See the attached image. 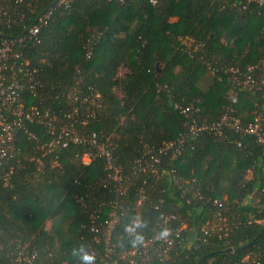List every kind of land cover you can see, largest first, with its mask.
I'll return each mask as SVG.
<instances>
[{
  "label": "trees",
  "instance_id": "1",
  "mask_svg": "<svg viewBox=\"0 0 264 264\" xmlns=\"http://www.w3.org/2000/svg\"><path fill=\"white\" fill-rule=\"evenodd\" d=\"M33 8L53 12L41 42L27 47L41 83L35 95L23 91L26 104L49 110L61 124L74 121L85 135L113 137L126 194L117 191L96 148L90 165L82 162L87 143L49 152L53 135L44 124L29 123L35 136L18 131L19 153L1 159L0 230L38 248L48 264H81L73 249L85 251L94 218L102 221L119 200L130 209L112 236L118 247L111 264H128L122 252L136 238L125 226L137 216L143 239H156L155 263L198 264L219 251L199 264H241L249 255L246 262L257 257L264 264V146L226 129L186 139L181 154L164 149L186 131L182 110L189 104L201 119H221L230 76L220 67L245 68L264 58V7L245 0H73L69 6L37 0ZM186 39L203 45L191 48ZM89 86L101 93L102 107L86 108L91 115L84 119L87 112L73 113L80 105L73 93L85 95ZM239 94L244 122L264 114L262 92ZM142 188L147 201L133 209ZM163 213L181 215L172 222L181 235L169 252L160 239ZM228 247L241 249L223 252ZM8 263L0 254V264Z\"/></svg>",
  "mask_w": 264,
  "mask_h": 264
},
{
  "label": "built area",
  "instance_id": "2",
  "mask_svg": "<svg viewBox=\"0 0 264 264\" xmlns=\"http://www.w3.org/2000/svg\"><path fill=\"white\" fill-rule=\"evenodd\" d=\"M36 1L0 0V163L2 162L1 159H9L19 153L15 145V137L18 131L25 130L30 136L34 137L35 135L27 129V125L29 123L44 124L53 135L51 141L45 145L49 152L55 150L57 146L66 147L70 143L75 145L89 144L91 148L83 154L82 162L90 165L97 153L104 157L106 168L109 170L110 176L116 181L117 191L125 195V175L121 166L116 164L115 161L113 151L116 142L113 137L108 136L106 139H102L97 131L85 135L80 132L74 121L70 120L66 124H61L56 114H52L49 110H43L38 105L28 106L26 104L23 91L28 89L31 94L35 95L37 87L41 83L38 78L39 66L32 63L27 54V47L29 44L41 42V29L47 24L53 12L52 8L39 14L36 13L35 8H33ZM72 1L57 0V5L69 6ZM245 1L247 3L254 2L264 7V0ZM152 2L156 3V0H152ZM7 31L12 33H7ZM186 43L194 49L203 45L191 39H186ZM211 69L216 71L219 68L213 67ZM220 69L230 76L229 103L225 106L221 119L215 122L201 119L199 108L193 103L189 104L182 110L188 117L185 123L186 131L181 133L176 141L166 143L164 149L174 147L175 155L181 154L186 139L196 137L203 132L220 136L226 129L234 130L242 135L252 136L258 144L264 146V114L259 112L252 121L244 122L237 107L240 101L239 90L241 89H247L255 93L262 92L264 96V58L260 62L250 64L245 68L231 66L229 68L220 67ZM75 92L73 98L80 105L74 106V114L84 115V112H87L84 117V119H87L91 115V111L88 112L86 108L102 107L101 93L95 87L89 86L85 95H81L80 91L79 94ZM83 122H86V120ZM93 148H96V154ZM150 157L152 160L158 161L153 154ZM32 159L40 161V158L32 157ZM140 166V169H146L142 167L141 163ZM149 171L153 174V166ZM11 173L12 171L4 173V185L9 184ZM146 199L145 189L142 188L140 189L138 203L133 209L137 210L140 205L147 201ZM129 209L128 205H123L119 200H114L111 202L110 211L102 221H98L96 217L94 218L90 228L94 232V237L92 240L87 241L85 245V252L95 257L92 264H111V257L116 254L118 247L112 236L119 230L120 220L128 214ZM161 216L164 231L160 233V239L167 242L164 251L169 252L177 247L176 238L181 235V228H173L172 222L180 220L181 215L179 213H163ZM217 216L220 218L221 214L217 213ZM125 227L128 234L134 238L143 236L139 216L126 224ZM211 228L214 229L215 227ZM205 231L207 232V230ZM155 241L156 239L149 237L135 244L132 242L131 246L125 248L122 252L127 259V263L159 264L153 261V242ZM0 254L10 260L8 264H48L41 258L38 248L22 238L7 236L2 230H0ZM249 258L250 255L246 260ZM246 260L243 261L245 263L241 264H262L257 257H253L250 263Z\"/></svg>",
  "mask_w": 264,
  "mask_h": 264
},
{
  "label": "clouds",
  "instance_id": "3",
  "mask_svg": "<svg viewBox=\"0 0 264 264\" xmlns=\"http://www.w3.org/2000/svg\"><path fill=\"white\" fill-rule=\"evenodd\" d=\"M87 159V158H86ZM143 239L142 236H137L135 240H133V244L141 241ZM73 254L80 258L81 264H92L95 257L84 251L83 247L79 249H73Z\"/></svg>",
  "mask_w": 264,
  "mask_h": 264
},
{
  "label": "water",
  "instance_id": "4",
  "mask_svg": "<svg viewBox=\"0 0 264 264\" xmlns=\"http://www.w3.org/2000/svg\"><path fill=\"white\" fill-rule=\"evenodd\" d=\"M243 247H244V246H242L241 248H243ZM241 248H237V249H241ZM237 249H234V248H232V247H228V248L224 249L223 252H233V251H235V250H237ZM218 252H219V251H215V252H212V253H210V254H206V255H204V256L199 260L198 264L201 263V261H203L204 259H206V258L209 257L210 255L216 254V253H218Z\"/></svg>",
  "mask_w": 264,
  "mask_h": 264
}]
</instances>
